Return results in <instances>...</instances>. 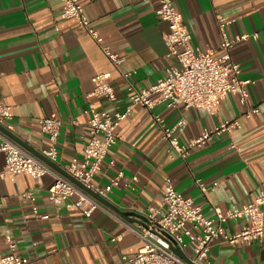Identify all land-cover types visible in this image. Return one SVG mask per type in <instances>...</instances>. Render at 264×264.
<instances>
[{
	"label": "crops",
	"instance_id": "1",
	"mask_svg": "<svg viewBox=\"0 0 264 264\" xmlns=\"http://www.w3.org/2000/svg\"><path fill=\"white\" fill-rule=\"evenodd\" d=\"M78 2L100 38L98 43L73 19L60 18V0H0V100L12 113V130L0 125V136L40 159V150L49 142L38 119H58L57 159L52 162L57 168L47 165L61 176V170L66 171L72 158L80 157L88 141L89 103L99 111H123L132 91L149 88L165 68L175 64L164 43L167 24L154 14L156 1ZM172 2L190 32L193 47L212 49L214 56L222 53L218 15L233 20L226 26L230 39L249 35L234 42L229 53L240 65V78L251 81L247 85L249 104L258 112L243 117L245 108L234 94L223 98L214 115L182 105L169 108L163 102L150 110L132 107L118 123L117 138L93 175L92 186L102 190L116 169L126 177L137 176V181L129 187H112L101 196L107 205L70 180L98 203L89 215L66 204L55 208L47 202L46 190L54 178L50 173L37 178L22 174L0 178V254L7 253L5 238L10 237L17 251L28 258L27 264H121V257L133 254L140 245L128 226L142 225L147 207L160 206L165 177L171 179L176 192L201 206L206 218L214 217V208L239 209L260 191L264 193V0ZM103 47L121 59L116 66ZM98 74L109 77L113 101L89 94ZM155 114L168 126L184 120L176 131L181 142L223 120L236 118L239 127L190 150L185 160H171ZM3 162L0 152V168ZM196 180L205 186L204 191ZM214 182L217 185L211 188ZM29 190L36 212L22 196ZM77 197L73 192L69 201ZM125 211L140 217L125 219L118 213ZM243 221L227 220L224 230H238ZM182 254L187 260L191 252ZM208 256L214 264H264V242L230 245L214 240Z\"/></svg>",
	"mask_w": 264,
	"mask_h": 264
},
{
	"label": "built area",
	"instance_id": "2",
	"mask_svg": "<svg viewBox=\"0 0 264 264\" xmlns=\"http://www.w3.org/2000/svg\"><path fill=\"white\" fill-rule=\"evenodd\" d=\"M144 1L157 2L154 14L167 24L164 43L167 56L172 57L175 64L165 68L164 75L149 88L132 91L129 104L123 111H99L94 104H88L89 138L82 148L80 157L72 158L68 163L66 172L82 186L94 190L100 196H105L114 186L123 184L129 187L132 182L137 181V176L126 177L121 169H116L102 190H95L92 186L93 175L100 169L109 148L117 138L115 129L118 123L129 114L132 107L140 105L150 110L156 104L163 102L169 108L182 105L185 109L200 108L207 114L214 115L223 98L227 94H234L245 108L243 117L248 118L250 114L258 112L256 106L249 104L247 85L251 81L240 78V65L231 59L229 53L233 43L248 38V34L237 35L230 39L226 33V26L233 20L218 15L217 25L221 35L219 49L222 53L214 56L212 49L203 50L191 45L190 32L172 0ZM60 2V18L73 19L98 43L100 38L89 26V21L78 0H60ZM102 51L115 66L120 62L121 59L107 48L103 47ZM89 94L110 101L115 98L110 79L105 74H98L93 78V87ZM11 119L10 106L0 100V125L8 131L12 130ZM153 119L167 143L168 157L171 160L176 158L185 160L190 150L203 146L215 136L229 134L239 127L236 118L223 120L211 128L204 129L199 135L189 138L186 142H181L176 131L184 124V120L180 119L175 125L168 126L158 114L153 115ZM38 126L49 142L47 147L40 150V154L50 162H56L60 121L42 117L38 119ZM0 152L4 156L0 178L15 174L37 178L50 173L54 178L46 190V200L51 206L58 208L61 204H66L65 206L75 207L85 215H89L97 208L98 203L77 189L68 178L54 174L45 162L28 154L5 136H0ZM108 165L111 166L112 161H109ZM196 184L201 191L206 189L199 180H196ZM216 185L217 182L212 183L211 188ZM73 192H77L78 197L74 201H69ZM22 196L31 201L32 211L36 212L33 192L26 191ZM144 217L142 225L128 226V230L138 238L140 245L133 254L123 255L121 264H214L208 256L210 243L214 240L230 245L264 242L263 191L239 209L221 211L214 208V217L206 218L202 214L201 206L194 204L191 198L176 192L171 179L165 177L160 206H148ZM241 219L244 221L238 230L233 232L224 230L223 224L227 220ZM116 239L118 236L112 238V240ZM5 241L8 251L0 254V264L29 262L27 257L17 251L16 244L10 237H6ZM172 247L178 248L184 254L186 250H190L191 255L187 260H183L172 251Z\"/></svg>",
	"mask_w": 264,
	"mask_h": 264
},
{
	"label": "water",
	"instance_id": "3",
	"mask_svg": "<svg viewBox=\"0 0 264 264\" xmlns=\"http://www.w3.org/2000/svg\"><path fill=\"white\" fill-rule=\"evenodd\" d=\"M1 128V127H0ZM41 160H43L46 164H48L49 166L53 167V168H57L56 165L52 162H50L49 160H47L45 157L43 156H40L39 157ZM61 172L64 174V176L66 178H68L69 180H71L72 182L78 184L81 188H83L85 191H87L89 194H91L92 196H94L98 201L100 202H103L107 205H109L107 203V201L101 197L100 195L96 194L95 192H93L91 189H88L84 186H82L79 182H77L74 178H72L70 175H68V173L64 170H61ZM121 216H123V218L125 219H135L136 217H140L139 215H137L136 213H133V212H118ZM128 217H133V218H128ZM143 220H145V217H143ZM172 251L178 255L180 258H182L183 260H186V258L184 257V255L182 254V252L178 249V248H175V247H172L171 248Z\"/></svg>",
	"mask_w": 264,
	"mask_h": 264
}]
</instances>
